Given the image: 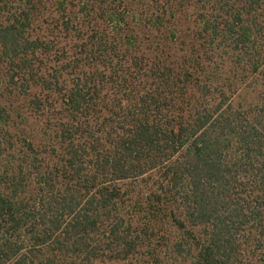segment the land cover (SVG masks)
I'll list each match as a JSON object with an SVG mask.
<instances>
[{
	"label": "trees",
	"instance_id": "16d2710c",
	"mask_svg": "<svg viewBox=\"0 0 264 264\" xmlns=\"http://www.w3.org/2000/svg\"><path fill=\"white\" fill-rule=\"evenodd\" d=\"M0 70V264L258 263L264 0H0Z\"/></svg>",
	"mask_w": 264,
	"mask_h": 264
},
{
	"label": "rangeland",
	"instance_id": "374dc122",
	"mask_svg": "<svg viewBox=\"0 0 264 264\" xmlns=\"http://www.w3.org/2000/svg\"><path fill=\"white\" fill-rule=\"evenodd\" d=\"M259 255H260V257H259ZM259 259H262V260H259ZM257 262H258L257 264H264V254H263V252H259L258 253Z\"/></svg>",
	"mask_w": 264,
	"mask_h": 264
}]
</instances>
